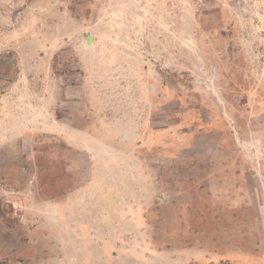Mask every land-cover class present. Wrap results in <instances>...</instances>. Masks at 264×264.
<instances>
[{
    "label": "rangeland",
    "instance_id": "rangeland-1",
    "mask_svg": "<svg viewBox=\"0 0 264 264\" xmlns=\"http://www.w3.org/2000/svg\"><path fill=\"white\" fill-rule=\"evenodd\" d=\"M263 91L264 0H0V264H264ZM68 120L109 161L137 140L101 250L33 239L86 180Z\"/></svg>",
    "mask_w": 264,
    "mask_h": 264
},
{
    "label": "crops",
    "instance_id": "crops-1",
    "mask_svg": "<svg viewBox=\"0 0 264 264\" xmlns=\"http://www.w3.org/2000/svg\"><path fill=\"white\" fill-rule=\"evenodd\" d=\"M260 113H262V109ZM68 121L67 124L58 123L55 125L58 129H55L52 134L59 138L58 142L68 146L67 166L69 167V175L67 177H76L75 174L77 173L79 178L83 177L86 180L69 182L68 185L70 186L66 190L46 194L43 200L47 204L45 208L49 210L50 217L36 215L33 221L31 218H26L27 221L25 220L22 226H28L32 223L37 227L41 226L42 229L37 232H41L42 237H33L35 241L75 242L79 248L86 244L90 249L101 250L104 246L102 243H106L109 239L117 240L116 237L109 238V235L117 236L121 232L117 220L114 219L110 223L107 219V190L101 179L107 178L113 173L116 177L121 176L118 168L121 167L123 161L125 162V156L129 158L130 155H134L136 149L134 146L137 140L135 141V138L132 137L131 145L126 148L123 142L119 145L116 144L114 146L116 159L109 161L107 154L109 149L101 143L100 138L93 137L90 128L86 125L81 127L78 124L77 126L73 121ZM60 125L66 127L67 133L64 132L65 130L59 129ZM79 134L83 138L82 144H77L76 136ZM137 147L139 148V146ZM71 154L79 155V157L83 155V165L85 166L82 171L78 170L79 165L76 166V160H71ZM217 160L220 162V159ZM222 160L229 162V159ZM113 166H116V170L115 168H108ZM92 179L99 180L93 184L90 182ZM43 195L45 194L43 193ZM18 240L23 241L22 236ZM42 254L46 255V253ZM62 255L59 250L58 257H63ZM97 257L101 259L102 255L98 253Z\"/></svg>",
    "mask_w": 264,
    "mask_h": 264
}]
</instances>
